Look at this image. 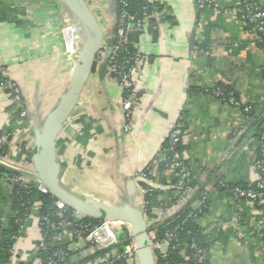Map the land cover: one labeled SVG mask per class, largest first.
Wrapping results in <instances>:
<instances>
[{
	"label": "crops",
	"instance_id": "crops-1",
	"mask_svg": "<svg viewBox=\"0 0 264 264\" xmlns=\"http://www.w3.org/2000/svg\"><path fill=\"white\" fill-rule=\"evenodd\" d=\"M83 1L103 28L104 45L110 46L114 0ZM148 1L157 29L147 26L136 43L145 61L136 78L139 100L131 128H125L120 85L108 67L102 71L105 54L57 138L60 182L86 198L131 203L149 220L139 174L151 167L161 180L153 187L158 204L151 217L169 219L178 208L179 193L173 174L163 171L156 159L181 118L182 149L195 187L208 193V209L197 220L206 244L204 264H264L263 211L217 187L218 181L254 186L264 143L251 118L206 92L227 88L253 109L255 123L264 119V45L239 19L234 0H214V7L204 10L196 0ZM83 34L60 0H0V66L21 88L29 112L22 118L20 105L0 88V134L8 140L3 155L7 163L33 171L37 132L69 88ZM41 207L37 199L5 264H42ZM15 217L13 186L0 178V226L7 227ZM125 232L127 224L117 221L105 222L81 240L64 229L51 246L75 253L71 264H99L104 250L126 242Z\"/></svg>",
	"mask_w": 264,
	"mask_h": 264
},
{
	"label": "built area",
	"instance_id": "built-area-1",
	"mask_svg": "<svg viewBox=\"0 0 264 264\" xmlns=\"http://www.w3.org/2000/svg\"><path fill=\"white\" fill-rule=\"evenodd\" d=\"M143 1L145 3L143 14L141 17H138L128 11L130 0H118L113 23L115 29L113 43L110 46L103 45L96 59V64H98L104 58L106 52L110 51L108 68L111 76L118 82L123 93L124 115L127 122L125 125L126 130H130L134 121V112L139 100L136 89V78L142 75L145 61V56L140 49L136 45H132L130 36L134 32H143L155 16L152 12L151 3L148 0ZM234 1L239 19L251 27L250 31L254 33L257 41L264 45V7L260 3V0ZM196 2L200 10L214 7V0H196ZM153 27L157 29V26L154 25ZM0 76L9 78V72L6 67L0 66ZM0 88H8L10 99L21 107L20 116L27 119L29 112L25 107L21 88L10 79L7 84L0 85ZM206 92L236 107L242 113L247 114L252 110L249 105L238 100L232 92H227L220 87L206 90ZM184 134L185 125L180 118L171 129L167 141L156 159L160 165L164 166L165 171H170L173 174L175 179L174 188L179 193V196L175 199V204L178 205V208L172 217L169 219L150 218L148 220L149 240L155 251L157 264L159 258L166 260L172 249H180L182 257L190 260L192 264H201L205 253V249L197 243L188 245L181 238V234L184 231V223L172 225L170 222L178 214L186 210H190L187 217L197 221L198 215L202 213L203 208L208 206V193L205 190L202 191V188L195 187L193 174L184 156L182 149ZM261 140H264V134H262ZM7 143L8 140L0 136V164L21 169L7 163L3 158L2 148ZM256 169L259 173V180L254 186H232L224 181H218L217 187L230 193L237 200L254 203L264 213V156L258 157ZM10 172L8 175L0 173V178H3L12 186L19 185L25 189L29 188L34 182L38 191L43 194H49L48 189L40 181L13 171ZM139 176L142 181L146 182V186H143V192L146 195L154 191V186L161 184L160 178L154 175L151 167H147ZM54 207L56 209L54 215L57 219L55 222L52 221V215H45L40 218L41 227H47L54 233L53 240L58 238L64 229H69L73 236L79 240L85 239L98 231L104 224L102 222L99 226H93L91 223L83 222L84 219L79 221L76 219L75 213L74 219L69 221L66 216L69 208L60 200L56 199ZM127 227L131 239L130 243L108 247V252L103 256L99 264H135L137 259L136 244L130 236V226L127 225ZM260 236L264 238V224L261 227ZM68 258V252L61 248L53 252L52 256H49L45 261H42V264H64Z\"/></svg>",
	"mask_w": 264,
	"mask_h": 264
},
{
	"label": "water",
	"instance_id": "water-1",
	"mask_svg": "<svg viewBox=\"0 0 264 264\" xmlns=\"http://www.w3.org/2000/svg\"><path fill=\"white\" fill-rule=\"evenodd\" d=\"M83 28V47L75 64L67 92L58 105L47 115L35 141L33 171L0 164L6 170L40 181L49 194L74 211L77 220L93 219L102 222H123L130 226V236L136 244L138 264H157L155 251L148 235V219L142 210L131 203L111 204L99 199L86 198L64 187L60 182L61 165L56 145L63 125L75 110L85 84L97 65V55L104 45V31L96 16L83 0H60ZM118 0H114L116 12ZM109 50L103 60L102 71L108 67ZM133 188V184L130 185Z\"/></svg>",
	"mask_w": 264,
	"mask_h": 264
},
{
	"label": "trees",
	"instance_id": "trees-1",
	"mask_svg": "<svg viewBox=\"0 0 264 264\" xmlns=\"http://www.w3.org/2000/svg\"><path fill=\"white\" fill-rule=\"evenodd\" d=\"M144 6H145V3L143 0H130L128 11L131 14L141 17L143 14ZM152 9H153V5H152ZM152 12L154 13V10ZM154 25L156 26V23H155V19L153 18L150 21V27L153 30H156L153 27ZM246 26L249 30H251V27L249 25L246 24ZM114 32H115V29H114ZM141 33L142 31L134 32L130 36L132 45H136L138 41V37ZM8 81H9V78L0 76V85L7 84ZM223 89L226 90L227 92H230L227 88L223 87ZM5 90L7 92L9 91L8 88H6ZM243 114L246 117L251 118V123L254 122L252 126L254 125L257 126V129H259L258 132L262 136V134H264V129L262 128L264 119H261L258 123H255L256 117L254 115L253 109L249 113L247 114L243 113ZM0 136L2 135L0 134ZM262 141L264 143V140ZM5 151H6V146L2 148V155H4ZM259 156H261V154H259ZM160 168L163 169V171L165 170L163 165H160ZM0 173L8 175L11 172L0 167ZM143 186H146L145 182L143 183ZM232 186H241V185H232ZM242 187H246V186H242ZM202 191L204 190L202 189ZM156 195L157 193L153 191L152 193L147 194L145 198L146 210H147L146 214H147V217L149 218H152L151 217L152 207L158 204L156 200ZM13 198H14V209L16 211V217L10 221L7 227L0 226V264H5L7 262H10V260L12 259L13 247H14L15 241L19 237L24 221L29 216L34 206V203L37 199L41 200L42 202L40 215L41 216H45V215L51 216L52 215V221L55 222L57 220L54 215L55 210H56L54 207V203L56 199L52 197L50 194H43L40 191H38L36 184L33 183L27 189L22 188L19 185L13 186ZM208 206H209V203H208ZM208 206L203 208L202 213L198 215V219L201 217L203 213L207 211ZM189 211L190 210L181 212L180 214H178L177 217H175L174 220L170 222L172 223V225L184 223V231L181 234V238L184 240V242L187 243L188 245L197 243L198 245H200L202 248L206 250V244L204 243L205 241L202 240V237L200 236L199 231H198L197 221H194L187 217V214ZM66 216L69 219V221L73 220L74 211H72L71 209H68ZM83 222L91 223L93 226H99L102 224V221L93 220V219H84ZM42 231H43L44 242L42 246L39 248V256L42 259V261H45L49 256H52L53 252L62 248L65 251H67L69 254V258L64 264H71V258L72 256H74L75 253L71 252L66 247H52L51 243L54 238V233L47 227H42ZM124 235L126 238V242L123 243V245H126L130 243L131 239L129 237L128 232H125ZM45 246H48V247H45ZM107 252L108 250H104L103 253L106 254ZM158 264H192V262L182 257V253L180 249H172L170 250L169 255L166 260L159 258ZM201 264H204V262L202 261Z\"/></svg>",
	"mask_w": 264,
	"mask_h": 264
}]
</instances>
